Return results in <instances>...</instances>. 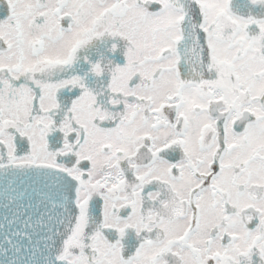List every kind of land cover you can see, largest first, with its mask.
Instances as JSON below:
<instances>
[{
  "label": "snow or ice",
  "instance_id": "snow-or-ice-1",
  "mask_svg": "<svg viewBox=\"0 0 264 264\" xmlns=\"http://www.w3.org/2000/svg\"><path fill=\"white\" fill-rule=\"evenodd\" d=\"M0 264H264V0H0Z\"/></svg>",
  "mask_w": 264,
  "mask_h": 264
}]
</instances>
